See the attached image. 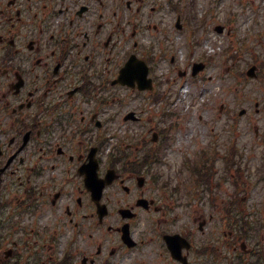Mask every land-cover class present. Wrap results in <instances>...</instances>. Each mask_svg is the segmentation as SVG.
<instances>
[{"label":"flooded vegetation","instance_id":"1","mask_svg":"<svg viewBox=\"0 0 264 264\" xmlns=\"http://www.w3.org/2000/svg\"><path fill=\"white\" fill-rule=\"evenodd\" d=\"M175 8L174 0H0V264L59 241L68 242L73 264H207L226 250L264 264L253 245L240 252L235 230L225 245L222 226L181 228L172 220L168 189L187 182L163 179L164 150L142 141L122 149L119 138L111 152L127 92H143L119 82L120 71L131 55L144 56L157 85L161 74L148 60L164 54L159 39L170 24L152 20ZM95 159L100 178L115 170L101 216L86 182ZM146 214L161 215L157 227H144ZM127 225L135 247L124 240ZM175 233L185 237L178 256L165 241Z\"/></svg>","mask_w":264,"mask_h":264},{"label":"rangeland","instance_id":"2","mask_svg":"<svg viewBox=\"0 0 264 264\" xmlns=\"http://www.w3.org/2000/svg\"><path fill=\"white\" fill-rule=\"evenodd\" d=\"M187 7L185 14L191 15L188 20L191 32L175 34L173 51L164 64L163 73L166 74L170 67L171 54L184 63L183 69L205 57L213 60L209 61L200 78H191L184 83L182 93L173 91V95L170 94L174 116L179 117L182 124L178 140L170 142L165 152L163 171L172 177L178 175L176 169L183 160L182 149L190 153L189 156L185 154L187 158H195L199 149L209 146L211 133L225 140L232 134L231 117L238 119V146L244 154L250 155L247 164L258 168L264 154V143L260 140L264 132V87L258 78L239 80L235 72L237 68L246 72L251 62L257 63L259 72L264 65V0H187ZM176 16V11L168 12L163 20L170 23ZM152 22H158V17ZM219 25H225L226 30L222 33L215 30ZM151 32L155 33V30ZM228 48H231L229 52ZM232 53H237L236 60L230 57ZM173 75L176 77L177 72ZM179 93L181 99H178ZM256 102L260 104L259 111ZM137 103L138 100L131 106ZM242 108L248 113L241 117L238 114ZM221 164L218 162L219 167ZM185 176L184 172L179 175L180 178ZM225 191L224 188V203L228 198ZM261 197L264 198V184L256 185L251 204H258ZM251 211L257 212V209ZM260 213L263 215V211Z\"/></svg>","mask_w":264,"mask_h":264},{"label":"water","instance_id":"3","mask_svg":"<svg viewBox=\"0 0 264 264\" xmlns=\"http://www.w3.org/2000/svg\"><path fill=\"white\" fill-rule=\"evenodd\" d=\"M254 70H255V68H252V69L249 71V74H250V75H254Z\"/></svg>","mask_w":264,"mask_h":264}]
</instances>
